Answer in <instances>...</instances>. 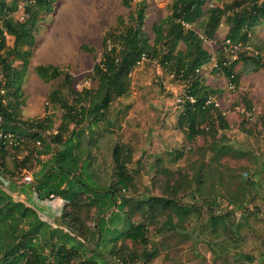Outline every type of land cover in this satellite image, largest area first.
Here are the masks:
<instances>
[{
	"label": "rangeland",
	"instance_id": "1",
	"mask_svg": "<svg viewBox=\"0 0 264 264\" xmlns=\"http://www.w3.org/2000/svg\"><path fill=\"white\" fill-rule=\"evenodd\" d=\"M138 1L133 0L130 8H125L123 0H56L50 14L40 15L29 68L23 80L19 116L23 121L50 120L51 131L44 136L47 145L48 136L58 130L63 120V111L58 106L48 104L49 92L60 89L71 101L69 87L78 91L96 88L97 81L93 79L92 69L100 57L101 40L108 30L115 27L118 17L129 18ZM172 1L147 0L144 32L150 40L154 38L153 27L169 15ZM15 17L19 18V14ZM226 32L227 28L222 24L216 39L204 42L211 60L216 61L219 50H222ZM263 42L264 23L255 29L248 43L254 54L256 46L261 48L264 61ZM7 44H11V39L7 38ZM83 45L94 49V52L82 50ZM179 48L183 49V46ZM224 54L232 61L228 52ZM211 60L202 70L203 80L210 88L222 90L216 101L228 123L227 129H219L213 142L226 146L228 154L216 156L209 146L211 140L203 137H196L192 141L185 138L177 125L183 104L177 100H181L185 87L180 86L179 81L170 79L164 70H159L151 59L142 61L132 69L128 94L113 100L104 120L97 125L84 121L73 130L82 132L80 148L91 154L90 173L87 170L88 174L84 173L83 176L93 189H99V186L105 189L114 182L111 152L117 143L131 152L128 169L133 178V187L121 191L120 195L133 202L147 196L161 195L155 183L157 180L159 182L154 167L158 159L163 168L186 176L179 193L181 201L193 204L197 214L195 212L188 219H183L176 231L160 229L164 218L149 224V244L146 247L127 242L125 254L136 255L133 264H264V67L253 72L252 67L242 62L236 64L234 73L238 75L239 85L234 89L221 73L213 72ZM38 65L57 66L62 75L55 81L45 83L33 71ZM13 66L20 69L21 63L16 61ZM64 74L70 76L69 85L64 84ZM244 95L252 103L250 113L245 112L240 102ZM71 128L69 126L68 130ZM49 148L53 147L50 145ZM29 149L31 147L27 146L15 152L13 158L16 162H21ZM40 150L42 148L36 149ZM52 153L49 151L42 157L32 158L24 167L27 172H22L20 166L15 169L16 162L8 157L6 171L0 174V182H10L7 171L14 172L16 183H21L27 175L31 180L36 176L41 179L48 171L49 165L46 168L45 164H49ZM198 171L205 173L204 183L197 182ZM25 183L28 182L21 184ZM2 189L7 193L6 188ZM211 190L213 192L207 195ZM205 196L209 199L207 203ZM215 199L216 203L209 206ZM55 202L60 204L56 214L62 216L69 211L62 200ZM112 211L115 209L105 213V218ZM212 214L225 215L223 225L213 227L210 223ZM81 216L88 219V227L93 228L97 219L95 211L91 210L88 214L83 211ZM141 220L139 215L132 219L134 223ZM173 222L176 223L177 219L174 218ZM64 226L70 237L69 244L74 245L70 230ZM108 236L112 237L108 233L102 234L101 247L95 253L92 252V242L83 245V254L119 262L116 255L121 243L115 242L114 255H109L110 246L105 247ZM144 251L153 252V258L144 261L140 256Z\"/></svg>",
	"mask_w": 264,
	"mask_h": 264
},
{
	"label": "trees",
	"instance_id": "2",
	"mask_svg": "<svg viewBox=\"0 0 264 264\" xmlns=\"http://www.w3.org/2000/svg\"><path fill=\"white\" fill-rule=\"evenodd\" d=\"M132 1L123 0V7L130 8ZM55 2L56 0H0V133H13L23 139V143L12 150H8L0 141V174L6 171L7 158L12 157L16 162L13 155L23 147L30 146L31 149L21 162H16L15 169L18 166L24 169L33 156L52 151L49 164H45L46 168L49 165L48 171L39 179L35 189L40 199L50 200V196L56 195L65 203L64 207L69 208L68 212L62 214V219L75 234L71 237L75 244L69 245V236L61 237V241L56 244L55 232L39 220L32 208L13 202L0 189V264H133L136 255L125 254L127 242L146 247L149 244V224H153L158 218H164L160 229L176 231L183 219H188L195 212L197 214L193 204L181 201L179 193L186 176L163 168L158 159L154 167L159 182L157 180L155 183L161 195L147 196L133 202L120 195L121 191L133 187V178L128 169L131 152L117 143L111 152L114 182L108 188L99 186V189H93L83 176L89 172L91 154L80 148L82 132L73 130L84 121L97 125L104 120L113 100L128 94L132 69L142 61L151 59L160 64L164 72L173 73L184 83L185 93L193 99V103L183 101L177 122L185 138L192 141L196 137H203L211 140L209 146L216 156L228 154L226 146L215 145L213 142L216 141L219 129H227L228 123L224 113L215 105L222 90L210 88L203 80L202 70L211 60L203 40H215L220 26L224 24L227 28L225 39L231 44L248 45L254 29L264 22V0H173L169 15L153 27L152 40L144 32L147 0H139L129 18L118 17L115 27L108 30L101 40L100 57L92 69L93 79L97 81L96 88L78 91L69 87L71 101L60 89L49 92L47 102L63 111V120L58 130L48 136L47 145L44 136L51 131L50 120L43 118L23 121L19 115L22 85L36 40L37 21L40 15L50 14ZM20 4L21 12H18ZM208 4L212 6L206 8ZM19 13L21 20L15 17ZM7 38L11 39L10 45L7 44ZM180 45L183 49L179 48ZM81 49L94 52V49L85 45ZM223 51L218 52L213 72L221 73L234 89L239 85L238 75L234 73L236 64L242 62L245 66L252 67L253 72L264 67L259 47L255 50L256 54L248 56L246 53H239L233 61ZM16 61L21 63L20 69L13 66ZM228 62L229 65H223ZM33 71L45 83L55 81L62 75L60 68L54 65H38ZM70 81V76L64 74V84L69 85ZM240 102L246 113L252 111V103L246 95L242 96ZM69 126H72L70 131ZM262 126L264 128V120ZM37 141L40 147L36 146ZM43 147H46L45 150ZM38 148L42 150L36 151ZM7 172L10 178L15 179L14 172ZM204 175V172L198 171V183H204ZM212 192L213 190L209 191L207 195ZM82 196H85L84 199ZM208 200V196H205V203ZM215 203L216 199L208 205L213 206ZM113 208L115 211L105 218L104 214ZM91 210L97 215L93 228H89L88 219L81 216L83 211L88 214ZM135 215H139L142 220L134 223L132 219ZM174 218L177 219L176 223L173 222ZM224 218L225 215L212 214L210 223L213 227L223 225ZM24 223L27 225L26 230L22 227ZM106 224L110 227L106 228ZM106 233L112 236H108L105 244L106 248L110 246L109 255L113 254L114 243H121L118 256L116 255L119 262H114L111 258H105L104 261L99 256L86 257L83 254V245L91 242L92 252H97L101 247L102 234ZM140 256L148 261L153 258L154 253L144 251Z\"/></svg>",
	"mask_w": 264,
	"mask_h": 264
},
{
	"label": "crops",
	"instance_id": "3",
	"mask_svg": "<svg viewBox=\"0 0 264 264\" xmlns=\"http://www.w3.org/2000/svg\"><path fill=\"white\" fill-rule=\"evenodd\" d=\"M255 29H254V31H255ZM254 31L252 34H254ZM252 34H251V36H252ZM251 36H250V40H251ZM262 45L264 46V42L262 43ZM256 49H257V46H256ZM40 156L42 157V155H38V156L35 155V156H33V158L36 159ZM22 172H27V170L25 171L23 169ZM9 181L10 182L7 184L4 183V181H1L0 182V189L3 190L2 188H6V192H7L6 194L12 199L13 202L22 203L26 207L32 208L36 212L39 220L42 223L46 224L50 228L51 231L55 232L54 242H56V244H58L61 241L60 238L62 237V234L67 237V231L65 228L62 227V225H64V224L66 226V223L62 219V216L60 215V213L56 214V210L59 208L60 204H56L55 200L58 199L61 201V199L58 198L56 195H53V198H51V199L57 198L55 200L45 201V200L40 199L38 197V195L36 193V189H35V187L39 183V177L38 176H36V178L34 180H31V182L29 184L28 183L21 184L18 182L16 183V182H14V178H10ZM1 186H3V187L1 188ZM3 192L5 193L4 190H3ZM57 223H59V225H57ZM22 227L24 230H26L27 229L26 223L22 224ZM105 227L108 228V224H106ZM59 231L61 232V234L58 235ZM70 233H71L70 236H72V237L75 235L73 232H71V230H70ZM77 239H78V237H77ZM45 252H46V249H45Z\"/></svg>",
	"mask_w": 264,
	"mask_h": 264
},
{
	"label": "built area",
	"instance_id": "4",
	"mask_svg": "<svg viewBox=\"0 0 264 264\" xmlns=\"http://www.w3.org/2000/svg\"><path fill=\"white\" fill-rule=\"evenodd\" d=\"M21 5L22 4L19 5V11L18 12H21ZM211 6H212L211 4H208L206 8H210ZM20 15H21V13H19V18H18L19 20L22 19V17ZM186 27H188V26H186ZM206 41H208V40H205V39L203 40V42H206ZM222 49L224 50V52H228L230 54L232 61L237 59L239 53H246L248 56H252L254 54L253 50H252V48H250V46L243 45L241 43L231 44L228 39L224 40ZM142 60H144V58H142ZM211 61L213 62V66L216 67V61L215 60H211ZM154 64L156 65V67L159 70H164L162 68V66L160 64H158L156 61H154ZM226 64L229 65V62L224 63L223 65H226ZM168 77L170 79H175V80L180 82V80L177 79L173 75V73L168 74ZM180 83H181L180 86L184 87V83H182V82H180ZM184 100H188L190 103H193L192 97L188 96L186 93L183 92V96H182L181 100H177V101L179 103H183ZM215 105L217 107H219L218 102H216ZM0 141L5 144V146L8 150H12V149H14V147H17L23 143V139L18 137L16 134H13V133H7V134L0 133ZM36 146L37 147L40 146V143L38 141L36 142ZM23 182L30 183L31 182L30 177L28 175L24 176L21 183H23ZM50 198H53V196H50Z\"/></svg>",
	"mask_w": 264,
	"mask_h": 264
}]
</instances>
